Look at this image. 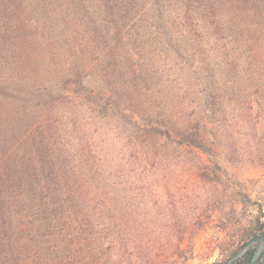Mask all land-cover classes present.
Returning <instances> with one entry per match:
<instances>
[{"label": "trees", "instance_id": "obj_1", "mask_svg": "<svg viewBox=\"0 0 264 264\" xmlns=\"http://www.w3.org/2000/svg\"><path fill=\"white\" fill-rule=\"evenodd\" d=\"M256 98L264 0H0V264H108L148 232L146 173L254 129Z\"/></svg>", "mask_w": 264, "mask_h": 264}, {"label": "rangeland", "instance_id": "obj_2", "mask_svg": "<svg viewBox=\"0 0 264 264\" xmlns=\"http://www.w3.org/2000/svg\"><path fill=\"white\" fill-rule=\"evenodd\" d=\"M253 104L251 116L258 120L254 129L246 125L226 129L211 155L167 156L159 171L146 173L143 227L148 232L143 236L131 232L124 240L115 239L114 249L103 260L139 264L136 246H142L143 255L164 264H221L262 233L264 98L254 99ZM214 199L220 201L219 208L212 205ZM198 220L207 223L208 229L193 238L187 235L176 240L177 226ZM216 225L221 230L214 228Z\"/></svg>", "mask_w": 264, "mask_h": 264}, {"label": "water", "instance_id": "obj_3", "mask_svg": "<svg viewBox=\"0 0 264 264\" xmlns=\"http://www.w3.org/2000/svg\"><path fill=\"white\" fill-rule=\"evenodd\" d=\"M257 226H258V223H257ZM252 249H256V253L254 254L252 264H258L257 260L264 253V233L249 240L247 244L241 250L235 252L228 259L222 261L221 264H232L233 262H236L239 259L243 258L247 254V252ZM262 261L264 262V256H263Z\"/></svg>", "mask_w": 264, "mask_h": 264}, {"label": "flooded vegetation", "instance_id": "obj_4", "mask_svg": "<svg viewBox=\"0 0 264 264\" xmlns=\"http://www.w3.org/2000/svg\"><path fill=\"white\" fill-rule=\"evenodd\" d=\"M259 228H260V227H259ZM262 233H264V230L262 231ZM262 233H259L258 235H260V234H262ZM258 235H257V236H258ZM255 237H256V236H255ZM253 238H254V237H253ZM251 239H252V238H251ZM251 239H249V240H251ZM249 240H248V241H249ZM248 241H246V242L242 245V247L236 249L233 253H231L230 255H228L226 258L228 259V258H229L230 256H232L235 252L241 250V249L247 244ZM255 253H256V249H252V250L248 251L247 254H246L243 258H241V259L244 261V264H252V260H253V257H254V254H255ZM263 256H264V253H263V254L261 255V257L257 260V263H258V264H264V262L262 261ZM241 259H239V260H241ZM239 260H238V261H239ZM238 261L233 262L232 264H237Z\"/></svg>", "mask_w": 264, "mask_h": 264}]
</instances>
